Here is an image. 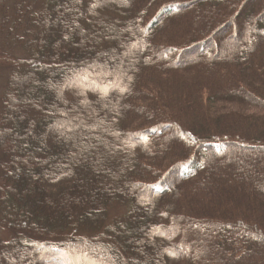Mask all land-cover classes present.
Masks as SVG:
<instances>
[{
    "label": "trees",
    "instance_id": "obj_1",
    "mask_svg": "<svg viewBox=\"0 0 264 264\" xmlns=\"http://www.w3.org/2000/svg\"><path fill=\"white\" fill-rule=\"evenodd\" d=\"M172 1L161 0L165 8L153 16L146 33L140 30L142 18L135 13L140 0H14L13 4L4 1L0 19V134L9 135L4 140L0 136V144L6 140V146H10L7 152L0 149V229L6 232L0 236V264H71L66 258L69 250L88 252L94 264H117L114 257L102 258L94 248L83 247V240L98 232L109 236L120 223L126 228L136 221L144 222L143 245L138 251L129 237L110 236L125 264H136L133 259L127 260V255L137 257L138 252L143 253L145 264H153L150 258L155 253L165 264H264V243L255 242L257 238L264 241V235L257 231L264 224L248 223L254 214L264 219V0L254 3L245 23H232L230 36L239 39L232 45L234 54L228 56L225 52L221 57L223 51L212 55L207 50L196 65L185 70L189 76L180 74L184 69L172 68L155 54L160 52L161 42L176 40L169 32L177 27L168 22L172 12L192 2L181 0L171 4ZM215 1L204 5L207 14ZM224 1L228 0H217V5ZM69 9L75 10L74 21ZM61 11H65L62 15L70 20L73 31L65 29L66 23L58 15ZM145 11L141 9L142 14ZM218 12L213 15H220ZM186 15L189 16L187 11L182 12L181 17ZM230 19L222 18L224 23L232 22ZM194 22L191 16L189 23L195 25ZM88 37L94 39L93 45L100 46L98 58L116 48L119 41L124 46L128 44L130 56L126 60L131 63L109 73L100 59H83V45ZM210 39L212 33L186 46L174 47L175 61L184 49L197 44L202 50ZM142 41L144 52L140 50ZM207 59L210 61L206 62ZM156 69H164V76L147 75ZM102 88H107L106 95ZM144 88L156 97L161 96L160 104L145 103ZM218 103L249 105L260 111L246 115L232 107H211ZM144 111L151 112V116L165 111L168 115L164 116L177 125L170 127V121L162 126L144 123L138 117ZM50 112L55 116L52 121L48 117ZM70 115L80 118L72 121ZM82 118L97 134L109 135L110 143L103 152L106 161L110 159L109 150L116 154L111 166L116 169L115 186L104 189L100 198L107 211L115 202L127 205V211H116L112 221L97 217L92 210L71 212L63 207V197L69 198L75 191L78 168L88 166L89 161L80 159L75 152L62 153L59 145L67 142L70 135L65 138L64 132L73 122L76 126L85 124ZM164 127L171 128L173 133L156 137ZM17 132L25 143L18 142ZM147 132L151 134L144 148L130 141V136L140 137ZM174 133H179L182 147L177 146L179 154L164 165L162 156L174 147L170 141ZM241 144L259 146L261 150L217 157L230 146ZM198 145L201 148L197 150ZM18 149L30 158L29 163L23 164L24 174L18 172L22 163ZM57 155L61 159H56ZM41 157L43 161L50 159V167L44 162L34 175L31 171ZM215 171L218 182L212 177ZM168 172L170 177L166 178ZM136 177H144L143 182H135ZM140 184L144 186V195L138 188ZM230 184L237 193L229 192ZM230 194L237 196L236 206L243 197H250L249 203L237 210L238 215L228 218L209 211L210 206ZM119 215L121 219L117 220ZM196 225L201 229L193 230ZM243 233L250 236L242 242ZM177 238L190 251L184 250L180 257L172 255L177 248L183 250L175 242ZM193 250L199 252L197 257Z\"/></svg>",
    "mask_w": 264,
    "mask_h": 264
},
{
    "label": "rangeland",
    "instance_id": "obj_2",
    "mask_svg": "<svg viewBox=\"0 0 264 264\" xmlns=\"http://www.w3.org/2000/svg\"><path fill=\"white\" fill-rule=\"evenodd\" d=\"M4 1H6L8 4L14 3V0H0V19L2 16V5L5 8ZM176 1L178 2L181 0H173L171 2V4L176 2ZM190 1H192V2L190 4H187L185 7H180L178 9H176L175 11H173L171 14L172 17L170 16L171 18H169V20H168V22L170 21V23H175L177 25V27H174V30H175L174 32L169 30V32L173 33L172 37H174V39H176L175 42H169V43L168 42H166V43L161 42L160 45H162V44L163 45H162L160 52L155 53L156 56L162 57V58H164V60H166L168 63H170L172 68L179 69L178 71H180L181 68L184 69L183 72L180 71L179 73L186 75V76H189V73H187L185 70L188 71V67H190L192 65H196V64H194V63H196V60L202 59L203 58L202 55H204V53L207 50H210V53L212 55H215L217 53V51H221V52L223 51V53H221V55H220L221 57H223V54L225 52L228 53V56H231L232 54H234L235 49L232 47V45L237 43L239 39H238V37L232 38L230 36L233 32V29L231 26H232V23L234 22V18L236 17L233 15H238V17H236L235 21H238V20L243 21V22L246 21L247 16H249L251 14L252 7L254 6V3L257 0H228V1L222 2L220 6L217 5L218 2L216 0L214 3L211 2V12L209 14L206 13V9L204 8V5H207V3L211 0H190ZM241 3H243L242 7L239 8ZM69 4H71V3H69ZM140 4L141 5H140L139 9L135 13H136V16H141L142 19H141L139 28H140V30H142V33H146L145 29L147 28L148 23L151 21L153 16L158 11H160V9L165 8V5L162 4L161 0H155L154 2H153V0H144V1L140 0ZM141 9L146 10L145 14L141 13ZM69 10H71V9H69ZM65 11L58 12V15L61 18V21L63 23H66L64 25L65 29H67V31H73V29H71V26H70V25H72L70 20L65 18L64 15H62V14H65ZM186 11L189 13V16L186 15L185 18H182L181 17L182 12H186ZM214 11H220V12H218L220 15L214 16L213 15ZM69 12H71L70 15L72 16L71 21H74L75 18L73 17V15L75 14V10H73V11L71 10ZM165 16L162 19H164ZM191 16L194 17L195 25H192L191 23H189ZM225 16L232 17L233 21L232 22L226 21L224 23L222 18ZM165 23L163 24V26L165 25ZM161 28H163V27H161ZM214 30H217L216 37H214L213 40L211 39L210 42H212V43L218 42L217 45H214V44H211L210 42L208 43L207 41H205L206 43L203 44L204 48L201 50L200 46L196 44L197 46L194 45L195 47H192V48L190 47L191 52H190L189 56L182 63H177L175 61L177 52L174 49V47L186 46L188 43H190L193 40L204 39L205 37H207V35L214 33L213 32ZM148 31H150V30H148ZM250 32L252 33L253 29ZM152 34H153V32H152ZM85 40H87L85 42V45H83V48H85V49L82 50V48H81V50H82L81 55H83V59L90 60V61H94V60L97 61L100 59L101 63L105 67H107L108 70L110 71L109 73H111V71H113V70L123 69V66L125 64H126L125 66H127L128 64L131 63L128 61L129 60L128 58L130 56V55H128L129 50H130V46L128 44H127V46H124V44L121 41H119L118 46H116V48H112L108 52L107 51L104 52L102 55L100 54L101 58H98L97 51H100V46L97 45L96 43H95V45H93L94 39H91V37H88V39H85ZM157 40L159 42V39H157ZM164 40H166V39H164ZM69 41H70V38H68V42ZM65 42H67V39L65 40ZM144 43L145 42L142 41V45L140 47V50L143 52H144V47H142V46ZM226 44H229V45L226 46ZM53 45H54V47H56L55 43H53L52 46ZM241 46L242 45H239V47H241ZM168 47H170V48H168ZM247 48L248 49L251 48L250 44H247ZM126 58L128 60H126ZM205 61L209 62L210 60L207 59ZM125 62H127V63H125ZM209 66H211V65H209ZM163 71H164V69H161V70L156 69V70H153L152 72H149L148 74L145 73L144 74V80H145V78H147L146 74L147 75L157 74L159 77H162L165 74ZM109 75H111V74H109ZM109 75L107 77L108 79H110L112 76V75L111 76H109ZM81 78L79 80H81ZM87 79H89V77ZM147 80H148V78L146 79V81ZM83 81L88 83V81L86 79ZM2 84H3V72H2V63L0 61V88H1ZM42 86H43V83H42ZM146 92L150 93L149 91L145 90V88H144L142 90V94L144 95V98H142V99H144L143 101L145 103L150 104L151 102H154L155 106H157L156 103L160 104V102H161L160 97L161 96L156 97L157 94H154V93H150V95H148V94H146ZM137 102L140 103L141 100H137ZM56 105H59V103L56 102ZM211 107H217V108L219 107V109L220 108L226 109V107H232L238 111L246 113V115L250 114V113H258L260 111L258 108H255L254 106L239 105V104H238V106H236V105L230 106V103L229 104L218 103V105H216V106L212 105ZM163 112L164 113L157 112V113H155L154 116H151V115H149L151 112L144 111V113L138 114V117L142 118L144 120V123L147 121L149 123H153L156 125L159 124L161 126H162L163 122L170 121V124L172 123L170 127H172V126L175 127L177 124L175 122H173L172 120H170L169 118H167V116H164L167 112H165V111H163ZM6 114H7V112H6ZM8 114L10 115L9 111H8ZM48 114H50L48 116L50 118L49 121H52L51 118L55 117V116L51 115L52 112H50ZM160 114H163V115H160ZM65 115L68 116L67 113ZM166 115H168V114H166ZM11 116H12V113H11ZM77 118H80V117H76V116L72 117V121H76ZM82 122L85 124H83L81 126H76L75 125L76 122H73V124H71V126H70L71 128L64 132L65 133L64 137L67 138L66 136L70 135V136H68V138H70V139L67 138V140H66L67 142L64 145H59V147L62 149V153L64 152V154L65 153L68 154V153H74L75 152L77 154V156L80 157V159L89 161L88 166L83 167V168L80 166L78 168V171H79L77 173L78 183L76 185L75 191L72 192L71 197H69V198L63 197V199H64L63 207L66 210H69L71 212L82 211V210H86L87 212H90L92 210V211H95V215H97V217L103 216V218L106 217V219H108L107 221H112L111 218L115 217L112 214H114L116 211H117L116 213H118V212L122 213L123 211H127V205L125 206L124 204H122L120 202L117 203L114 201L115 202L113 204L114 206L111 207V208L114 207V209L109 213V210L111 208L107 211L106 206L104 204H102V200L100 198L101 197L100 195L103 193L104 189L107 190L108 186L109 187L115 186L113 178L115 176L114 170H116V169L112 168L111 166H112V163L114 164V161H115L114 157L116 156V154H113L112 150H109L108 152L110 154L109 155L110 159H108L109 162H107L106 161L107 158L104 157L103 152L106 150L105 145L107 143H110V141L108 140L109 135L105 134V133L104 134L101 133V135H100V134H97V131H95V129H90V127L86 125L88 123L86 118H82ZM1 130H2V127L0 128V131ZM165 133L170 134V133H173V131L171 130V128L164 127L163 131H161L159 134H156V137L161 136ZM150 134L151 133L147 132V133L142 134L140 137L138 135H134L133 137L130 136V141L135 143V144H138V145L140 144V147L142 146V148H144V142L147 140L146 138ZM8 135H9L8 133H4V132L0 134L1 138H3V140H4V136H8ZM176 137H179V139H177ZM17 139H18V142L20 140V143L21 142L25 143V142H23V139L21 140V138L19 137L18 132H17ZM174 139H175V141H174ZM110 140H111V138H110ZM170 141L174 145V147L171 150H169V152L166 151V153L162 156L164 165H167L168 163H170L169 160L173 157L175 158L179 154L178 152H180V150H178L177 146L182 147V142H181L179 133L172 134V138ZM6 142L7 141L5 140L3 143L0 144V149L7 152V149L10 145H8V147H7ZM22 147H25V146L22 145ZM15 149H16V146H15ZM19 150L20 149H18V151ZM257 150H261V147H259V146L254 147L251 145L242 146V144L241 145H232L228 149H225V151L220 153V155H218L217 157L220 159L221 157H224V155H227L230 152H233L234 154L244 153V152L252 153V152H257ZM27 151H28V153H31V152H29V150H27ZM18 154H19V156L21 155V157H22V159H21L22 163H20L21 167L18 170V172L20 174H24L25 169H24L23 164L26 162L29 163L30 158H29L28 154H24L22 151L21 152L19 151ZM68 156L69 155H67L66 157L68 158ZM63 157L64 156L62 154L61 158H63ZM55 158L61 159V158H59V155L55 156ZM49 160L50 159L47 158V161L46 160L43 161L42 157L36 159L37 165L35 166V169L32 170L31 172H33L34 175L37 174L38 170H39L38 168L40 167V165H43L44 162H46V165L50 167V164H48V163H50ZM54 162L56 163V161H54ZM209 162H210V160H209ZM209 162H208V164H209ZM206 170H204V171H206ZM203 175L201 176V178L203 177ZM212 177L217 182L220 180L218 177V173H216V171L212 173ZM19 179H20V177H19ZM143 180H144V177L134 178L135 182H143ZM233 182H234V179H233ZM221 183H223V182H221ZM224 186H226V184ZM138 188L143 191L142 195H144L143 184L142 185L140 184ZM111 190H109V191H111ZM229 192L230 193H232V192L237 193L238 191H237V189L235 191H232V187L230 184ZM122 195H124V197L127 196L126 193H123ZM235 197L237 198V196H235ZM235 197L230 194L227 196L226 199L220 198V200L217 202L216 205L214 204V205L209 207V211L215 215H218V214L221 216L227 215V216H229L228 218H232V217L238 215V214H236L237 210H239L241 208V206L249 203L250 197H246V196L243 197L242 201H240L238 206L235 205V200H236ZM110 199H112V196L110 197ZM52 206L54 207V205H52ZM56 206H57V204H56ZM176 213L179 214V212H176ZM172 214H173L172 212L169 213V215H172ZM116 218H117V220L121 219L120 215L117 216ZM252 219L253 220L248 221V223L251 225L256 224V226L257 225L262 226L264 224V219L259 218V216H257V214H254L252 216ZM105 221L106 220L104 219V222ZM120 224H119L118 230H113V232L109 236H103L100 232L94 233L93 235L88 236L87 240H83L84 243L82 244V246L87 247V248H94L95 252H97V254L100 255L102 258L107 257V256L110 258L114 257L115 260L117 261V264H125L126 260H125V258H123V254H121L120 251L118 249H116V244H114L112 241H111L112 243L110 242V240H111L110 236L111 237H129L130 240L133 241V245H132L133 248H135L138 251V247H140L141 244L143 243L141 240V236L144 234V232H143L144 222L143 221H138V222L136 221V222H133L132 225L131 224L128 225L129 227H126V228H124V227L122 228L121 226H123V225H120ZM170 224H171V222H170ZM119 229H123V230H119ZM200 229H201L200 225H196L193 228V230H200ZM257 231L260 234L264 235V227H263V229L261 228V229H258ZM201 232H202V230H201ZM4 233H6V232L0 229V236L4 235ZM242 235H243V237H241L242 242L244 241V239H247V237L250 236L249 234H246V233H243ZM175 242L180 243L183 247V250L180 248L173 250L172 251L173 256H179V257L182 256L184 254V250L186 252L188 251V253L190 252L189 249L187 248V246H185L184 244L181 243L180 239H178V238L175 239ZM255 242L256 243H264V241H262L258 238L255 239ZM141 249H142V247H141ZM192 253L195 257H197L199 254V252L194 251V250ZM142 254H143L142 252L141 253L138 252L137 257H133L132 255L129 254V255H127V260L130 258V259H133L134 262H136V264H145L147 260L144 261V257ZM63 258H65V257H63ZM66 258H68V260L71 264H94L93 259L88 256V252H83V253L79 252L78 253L77 251L75 252V251L69 250L66 253ZM150 259L153 262V264H165V263H163V259H162V257H160L159 253L158 254L155 253L154 257H151ZM28 263L31 264V261H29ZM43 264H52V263H48L47 261H45V262H43Z\"/></svg>",
    "mask_w": 264,
    "mask_h": 264
},
{
    "label": "bare ground",
    "instance_id": "obj_3",
    "mask_svg": "<svg viewBox=\"0 0 264 264\" xmlns=\"http://www.w3.org/2000/svg\"><path fill=\"white\" fill-rule=\"evenodd\" d=\"M235 14V13H234ZM232 16V15H231ZM233 16H236V17H238V15H233ZM236 17L234 18V21L236 20ZM238 20V19H237ZM230 21H233V19H232V17H231V19H230ZM214 37H216V33H212V40L214 39ZM210 41H211V39H210ZM190 52H191V48H188V49H184L183 50V52H181V54L178 56V61H177V63H182L188 56H189V54H190ZM200 146H202V145H200ZM198 148L200 149L201 147H199V145L197 146V150H198ZM172 176V175H171ZM170 177V173L168 172L167 174H166V178H169Z\"/></svg>",
    "mask_w": 264,
    "mask_h": 264
},
{
    "label": "snow or ice",
    "instance_id": "obj_4",
    "mask_svg": "<svg viewBox=\"0 0 264 264\" xmlns=\"http://www.w3.org/2000/svg\"><path fill=\"white\" fill-rule=\"evenodd\" d=\"M101 91L106 95L107 94V88H102ZM121 91H124V89H121Z\"/></svg>",
    "mask_w": 264,
    "mask_h": 264
}]
</instances>
